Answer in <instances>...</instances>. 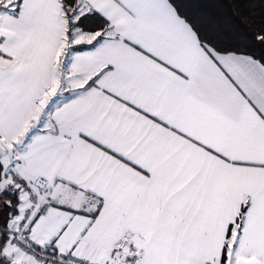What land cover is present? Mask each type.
Wrapping results in <instances>:
<instances>
[{
    "label": "snow or ice",
    "instance_id": "obj_1",
    "mask_svg": "<svg viewBox=\"0 0 264 264\" xmlns=\"http://www.w3.org/2000/svg\"><path fill=\"white\" fill-rule=\"evenodd\" d=\"M0 264H264V0H0Z\"/></svg>",
    "mask_w": 264,
    "mask_h": 264
}]
</instances>
